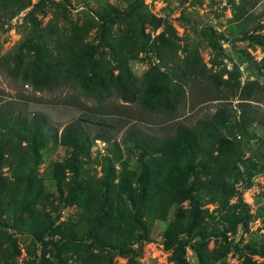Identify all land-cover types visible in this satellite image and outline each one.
<instances>
[{
	"label": "rangeland",
	"instance_id": "1",
	"mask_svg": "<svg viewBox=\"0 0 264 264\" xmlns=\"http://www.w3.org/2000/svg\"><path fill=\"white\" fill-rule=\"evenodd\" d=\"M150 15L160 20L158 26L147 19ZM262 22L264 0H0V106L23 117H37L48 134H57L55 140L38 146L37 163L32 165L31 161L32 187L25 202L38 223L36 235L20 231L22 220L30 218L17 203L24 196L22 188H0V242L6 254L17 249L6 264H39L41 256L46 264H56L53 243L59 236L53 230L73 226L82 212L67 197L66 183L74 176L80 182L101 176L107 158L116 169L125 165L139 172V150L132 139L125 137L130 130L160 137L173 131L177 121L192 124L199 117L213 114L221 104L227 112L236 114L235 120L241 102L264 112V47L247 36ZM257 32L264 35V29ZM68 40L89 50L82 69L79 73L71 69L67 80L52 89L36 88L30 81L31 63L37 54L50 60L60 50L67 51L64 43ZM159 56L168 65L175 62L181 68V60L188 57L208 75L192 93L187 90L185 104L176 114L142 110L135 102L117 97L107 86L121 70L124 78H139L154 66L165 71ZM94 71L97 75H92ZM24 72L27 78H23ZM90 78L100 82L95 84ZM70 123L79 125L90 139L97 134L104 137L92 139L90 148L77 155L75 173L70 167L72 149L60 142L63 128ZM250 129L254 135L247 141L243 137L242 161L236 164L234 189L227 203L223 207L203 203V208L214 214L206 222L217 234L209 238L204 249L207 264H242V254L248 255L245 246L260 250L250 257L256 264H264V216L260 213L264 205V148L257 151L263 129L256 122ZM9 139L4 158L10 156L9 152L19 151L31 157L32 143L27 138L20 142L19 137ZM249 161L252 167L247 171ZM1 177L13 180L12 168L4 166ZM200 178L204 176L200 174ZM38 192L41 200L34 205ZM189 206L188 200L176 203L166 219L148 220L149 238L132 243L141 250L138 261L116 251H94L108 255L111 264H174L170 249L161 253L144 244L162 239L179 207L183 208L181 222L188 221ZM232 216H242L245 225L231 224ZM183 230L179 236L186 244V262L198 264L189 246L191 237ZM144 250L153 251L155 256L144 254ZM82 254L78 243H68L61 252L68 264L80 263Z\"/></svg>",
	"mask_w": 264,
	"mask_h": 264
},
{
	"label": "trees",
	"instance_id": "2",
	"mask_svg": "<svg viewBox=\"0 0 264 264\" xmlns=\"http://www.w3.org/2000/svg\"><path fill=\"white\" fill-rule=\"evenodd\" d=\"M147 19L157 26L160 24V20L154 15ZM263 29L264 22L258 23L249 30L247 36L264 47V35L257 32ZM161 35L162 32L156 36L153 44H156ZM64 44L69 47L67 51L60 50L57 56L50 60L37 54L31 63L30 81L36 88L52 89L63 80H67L71 69L77 73L82 69L84 57L89 50L83 45H73L69 40ZM164 50L165 46L162 48L165 57ZM159 57L161 65L166 67L165 71L159 66H154L139 78L132 75L124 78L121 70L107 86L117 97L126 102H135L142 110L163 114L178 113V109L185 104L187 90L192 93L197 83L207 81L208 75L195 61H188V57L181 60L182 68L175 62L168 65L166 60ZM93 74L97 75L95 71ZM23 78H27L25 72ZM88 80H93L95 84L100 82V79ZM83 88L87 89L86 86ZM204 88L208 89L209 85ZM101 89L107 88L101 86ZM211 91L216 93L215 89ZM241 103L237 120L236 114L227 112L224 104H221L222 106L213 114L199 117L192 124L177 121L172 125L173 131L160 137L134 133L133 129L130 130L125 137L132 139L133 145L139 150L141 162L139 172L125 165L116 169L114 163L107 158L101 176L90 178L88 182H80L76 176L72 177L66 183L67 197L72 199L71 202L77 203L82 212L73 226L61 231L53 230V233L58 232L59 236L53 243L56 264H68L66 258L61 256L68 243H78L83 250L80 263L77 264H111L108 255H101L95 252V249L116 251L132 261L137 260L141 250L134 248L132 243L149 238L148 220L166 219L169 209L185 200H188L190 205L189 219L181 222L183 208L179 207L175 218L164 231L162 237L164 247L171 250L174 264H187L186 244L179 236L184 229L183 231L191 237L189 246L197 255L198 264H207L204 249L209 238L217 234L206 222V218L214 214L203 208V203L213 202L222 207L227 203L226 198L234 189L236 164L242 161V140L244 137L246 138L244 141H247L254 135L250 134V126L254 122L263 129L262 144L257 151L264 148V112L258 111L249 102ZM56 135L54 132L47 133L41 119L23 117L8 107L0 106V188L11 185L15 188L21 187L24 192L22 200L17 203H20V211L30 214V218L22 220L19 226L21 232L37 234L38 223L34 222L30 205L25 202L26 195L32 187L31 161L32 165L37 163L38 146L55 140ZM18 137L19 142L27 138L32 143L31 157L19 151L9 152L10 156L4 158L7 141H10L9 138L14 140ZM100 138H104L102 134L90 139L87 132L73 123L63 128L60 142L72 149L70 167L73 173L76 171L74 161L77 160V155L90 148L92 139ZM251 164L252 161L246 164L247 171L251 170ZM59 165L56 164L57 167ZM4 166L12 168L13 180L7 181L1 177ZM200 174L204 176L203 179L200 178ZM192 177L193 181L190 180ZM40 200L41 195L38 192L33 204H38ZM260 213L264 216V205L260 208ZM231 220L233 225L238 223L240 226L245 225L242 216H232ZM227 246H223L222 253L227 250ZM244 249L248 255L242 254V264H256L250 255L260 250L251 246H245ZM16 252L17 249L14 247L11 253L6 254L0 242V264H6L8 258L14 256ZM39 264H46L43 256L40 257Z\"/></svg>",
	"mask_w": 264,
	"mask_h": 264
},
{
	"label": "built area",
	"instance_id": "3",
	"mask_svg": "<svg viewBox=\"0 0 264 264\" xmlns=\"http://www.w3.org/2000/svg\"><path fill=\"white\" fill-rule=\"evenodd\" d=\"M145 243V242H144ZM146 245H148V246H152L153 248H155L156 247V249L159 251V252H163V251H168V249H166L165 247H164V243H163V239H161V240H158V241H147L145 244H144V247L146 246ZM158 247H159V249H158ZM144 254H146V255H149V256H151L150 254H152L153 256H155V253L152 251V253H150V252H145V250H144Z\"/></svg>",
	"mask_w": 264,
	"mask_h": 264
}]
</instances>
